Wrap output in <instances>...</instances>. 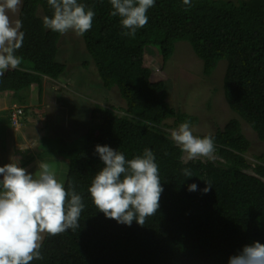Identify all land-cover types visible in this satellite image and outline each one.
<instances>
[{"label": "trees", "instance_id": "16d2710c", "mask_svg": "<svg viewBox=\"0 0 264 264\" xmlns=\"http://www.w3.org/2000/svg\"><path fill=\"white\" fill-rule=\"evenodd\" d=\"M78 3L95 12L91 29L79 36L88 59L78 73L86 81L92 68L103 89L116 88L125 106L119 113L95 103L86 131L71 141L58 135L59 147L39 137L45 152L66 159L61 183L67 190L72 181L85 207L76 230L44 233L42 259L31 264H228L243 246L254 241L264 245V151L252 165L247 161L251 143L241 127L247 125L264 143V0H190V5L155 0L148 23L134 36L110 14L109 0ZM52 12L47 0H22L18 19L25 35L16 55L28 66L0 76V96L30 104V114L43 121L44 78L55 80L66 67L57 59L62 34L43 27V17ZM178 41L190 44L204 76L219 61L226 62L223 97L235 117L214 133L198 135L214 138L213 159H182L169 131L185 121L192 124L194 118L168 102L165 80L155 79L144 62L145 48L154 47L165 64ZM96 145H107L126 160L145 148L153 152L163 192L157 213L143 226L135 220L131 226L119 224L94 206L87 190L103 167ZM185 168L191 177L183 175ZM190 184L197 190L189 191Z\"/></svg>", "mask_w": 264, "mask_h": 264}, {"label": "clouds", "instance_id": "9594fccd", "mask_svg": "<svg viewBox=\"0 0 264 264\" xmlns=\"http://www.w3.org/2000/svg\"><path fill=\"white\" fill-rule=\"evenodd\" d=\"M21 3L22 0H0V76L22 63L16 52L23 45V24L9 15L18 13ZM47 3L53 12L43 17L44 28L60 34L71 30L78 36L91 29L95 12L78 0H47ZM109 3L110 14L118 16L128 30L126 34L134 36L137 29L148 23L147 12L155 0H109ZM183 4L190 5V0H183ZM170 137L185 154L186 162L200 157L214 158V138L195 136L189 121L172 130ZM95 152L103 167L87 190L94 206L119 224L131 226L135 220L143 226L146 218L157 213L163 192L153 152L145 148L142 155L130 160L107 145H96ZM30 159L32 162L33 158ZM20 165L10 162L0 166V264H31L42 259L41 234L55 236L76 230L85 207L73 182H68L66 190L47 163H41L38 173L31 174ZM182 172L185 177L192 176L190 169ZM209 188L208 185L203 192ZM188 190L196 191L197 185L190 184ZM228 264H264V245L254 241L243 246L238 254L228 258Z\"/></svg>", "mask_w": 264, "mask_h": 264}, {"label": "rangeland", "instance_id": "374dc122", "mask_svg": "<svg viewBox=\"0 0 264 264\" xmlns=\"http://www.w3.org/2000/svg\"><path fill=\"white\" fill-rule=\"evenodd\" d=\"M18 13L9 15L15 20L18 19ZM58 47L57 59L65 63L66 67L64 73L57 79L44 78L40 103L43 107L44 121L30 114L26 108L30 104L21 106L19 101L12 99L9 94L0 96V166L10 162L18 163L19 166L28 155H33L32 162L25 167L28 173H38L39 165L47 163L54 171L58 182H61L62 175L64 176L67 170V161L54 153L45 152L39 143V137H44L49 143L59 147L62 143L58 135L71 141L86 131L89 113L95 103L104 107H114L120 113L125 101L119 97L116 88L104 90L92 68L85 74L86 81L83 75L78 73L81 71L79 65L84 63V59H88L81 37L70 30L61 35ZM158 57L159 53L154 47L145 48V65L153 71L155 79L165 80L168 102L192 115L194 119L191 128L195 136L214 133L230 118L235 117L223 97L222 85L226 67L224 60L217 63L209 76H204L202 61L186 41L176 43L172 56L165 64ZM27 66L28 63L22 61L19 67ZM13 108L15 110L22 108L21 118L20 116L17 118L15 114L12 116L13 111L10 113V110ZM166 123L171 121L168 120ZM241 127L243 134L251 143L245 157L252 165L255 155L264 151V143L257 139L247 125L242 123ZM172 130L174 129L169 132ZM39 149L44 153L41 152L38 156ZM182 159L185 160V154ZM41 235L43 239L44 233Z\"/></svg>", "mask_w": 264, "mask_h": 264}, {"label": "built area", "instance_id": "2783aa9c", "mask_svg": "<svg viewBox=\"0 0 264 264\" xmlns=\"http://www.w3.org/2000/svg\"><path fill=\"white\" fill-rule=\"evenodd\" d=\"M13 111V113H12V116L15 114L16 116H17V118L21 115V113H22V110H21V108H17L16 110L13 108L11 111H10V113Z\"/></svg>", "mask_w": 264, "mask_h": 264}]
</instances>
